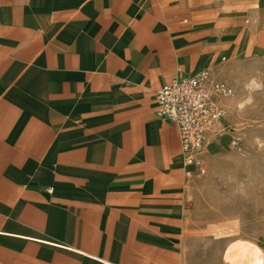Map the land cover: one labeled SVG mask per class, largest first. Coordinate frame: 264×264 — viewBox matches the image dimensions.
Wrapping results in <instances>:
<instances>
[{
    "label": "crops",
    "instance_id": "1",
    "mask_svg": "<svg viewBox=\"0 0 264 264\" xmlns=\"http://www.w3.org/2000/svg\"><path fill=\"white\" fill-rule=\"evenodd\" d=\"M229 6L0 0V264H230L188 225L194 185L155 96L220 78Z\"/></svg>",
    "mask_w": 264,
    "mask_h": 264
},
{
    "label": "rangeland",
    "instance_id": "2",
    "mask_svg": "<svg viewBox=\"0 0 264 264\" xmlns=\"http://www.w3.org/2000/svg\"><path fill=\"white\" fill-rule=\"evenodd\" d=\"M229 1L217 23L229 39L215 49L226 56L217 79L234 92L219 99L223 133L212 135L206 172L191 181L188 225L228 245L230 264L237 256L236 264H264V0Z\"/></svg>",
    "mask_w": 264,
    "mask_h": 264
},
{
    "label": "built area",
    "instance_id": "3",
    "mask_svg": "<svg viewBox=\"0 0 264 264\" xmlns=\"http://www.w3.org/2000/svg\"><path fill=\"white\" fill-rule=\"evenodd\" d=\"M233 92L231 85L213 78L207 70L177 77L156 91L157 114L176 123L185 173L191 180L206 172L210 140L212 135H222L227 114L219 99L230 98ZM232 143L239 145L240 138L232 137Z\"/></svg>",
    "mask_w": 264,
    "mask_h": 264
}]
</instances>
